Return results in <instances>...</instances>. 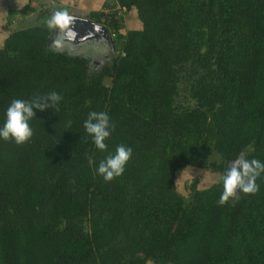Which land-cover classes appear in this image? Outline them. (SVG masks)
<instances>
[{"label":"trees","instance_id":"trees-1","mask_svg":"<svg viewBox=\"0 0 264 264\" xmlns=\"http://www.w3.org/2000/svg\"><path fill=\"white\" fill-rule=\"evenodd\" d=\"M117 2L142 28L113 20L99 69L56 50L49 23L0 48V127L14 99L62 97L34 110L28 142L0 138V264H264V173L224 205L222 179L188 198L176 183L186 168L224 176L244 154L264 163V0ZM92 111L114 126L105 151L83 128ZM121 144L132 157L106 182L98 165Z\"/></svg>","mask_w":264,"mask_h":264},{"label":"clouds","instance_id":"clouds-1","mask_svg":"<svg viewBox=\"0 0 264 264\" xmlns=\"http://www.w3.org/2000/svg\"><path fill=\"white\" fill-rule=\"evenodd\" d=\"M68 20L66 14L57 12L49 21V27L63 29L68 24ZM61 99L62 97L54 91L45 97H36L32 100L14 99L6 110L5 122L0 127V138L5 141L13 140L17 145L28 142L33 135L29 121L36 117L34 110L44 111L54 108L57 112ZM83 128L92 137L98 150L107 149L105 141L110 137L114 126L110 123V117L106 112H89ZM131 157L130 147L123 144L117 146L114 153L100 161L97 168L98 175L102 176L106 182L112 181L124 173L125 166ZM88 161L90 165L94 163L91 155ZM262 173H264V163L257 159L247 160L243 156L238 157L232 162L227 174L222 177L223 192L217 203L226 204L230 198L236 196L237 191L244 194H255L259 191L256 181Z\"/></svg>","mask_w":264,"mask_h":264},{"label":"rangeland","instance_id":"rangeland-1","mask_svg":"<svg viewBox=\"0 0 264 264\" xmlns=\"http://www.w3.org/2000/svg\"><path fill=\"white\" fill-rule=\"evenodd\" d=\"M35 1L38 3V5L34 7L35 10H37V12H34L33 14H29V15H23L21 13V10L24 8V6H27L28 4L30 5V0H16L17 5L15 4L13 9H15V6H17L18 11L16 10L15 11L18 12L19 14H17V16L13 15L16 18L13 17V19L8 24L9 27L7 26L6 30H3L4 32L6 31L7 33L5 32L4 34H0V48L3 46L5 39L15 29L43 24V23H49L51 18L47 14L42 16V13L45 12V10H48V8L52 9L53 6H49L47 4L40 6L39 4L43 0H35ZM106 8L116 9V14L118 16V25L121 27L120 31L122 35H126L129 31L139 30L142 28V23L138 19L135 11H128L126 10V8H121L119 4H115V3L108 4ZM62 11H67V10L64 9ZM135 22L138 25H136ZM62 41L63 42L59 41L58 44L52 43V45L54 44L53 46L56 50H61V51L63 50L71 55H81L85 58H92L93 63L98 66L97 69L101 68L106 62L110 63V61L115 55L110 47L103 48L101 46H97L92 43L84 47L73 44L71 43V41L68 40H62ZM180 100L186 104L187 103L189 104L191 102V99L189 97V91L187 89L186 84H183L181 86ZM245 156L246 155L244 154L243 157L245 158ZM217 160H218L217 156L212 157V161L218 162ZM222 177H223L222 175L213 173L211 171L186 168L178 173L176 183L179 193L185 198H188L193 184L196 183L198 189H206L211 187L213 184L219 182L222 179ZM237 195H238V191L236 196L233 197V199H236Z\"/></svg>","mask_w":264,"mask_h":264},{"label":"crops","instance_id":"crops-1","mask_svg":"<svg viewBox=\"0 0 264 264\" xmlns=\"http://www.w3.org/2000/svg\"><path fill=\"white\" fill-rule=\"evenodd\" d=\"M114 3L118 4L117 0H43L39 5L41 6L47 4L49 6H53L52 9L48 8V10H51L53 13L60 12L75 14L83 17H90L91 14H97L100 12L102 13V11L107 7L108 4ZM15 4L17 5L16 0H0V34H4L6 32H4L3 30H6V27L13 19V17L19 14L18 12H16L18 11L17 6H15V9H13ZM36 5H38V3L35 0H30V7L33 10L31 14L37 12V10H35L34 8ZM64 9H66L67 11H62ZM136 25L138 24L136 23Z\"/></svg>","mask_w":264,"mask_h":264},{"label":"water","instance_id":"water-1","mask_svg":"<svg viewBox=\"0 0 264 264\" xmlns=\"http://www.w3.org/2000/svg\"><path fill=\"white\" fill-rule=\"evenodd\" d=\"M64 14H66L67 17L69 18L68 24L66 25V27H64V30H68L73 34L77 33V35L81 33L84 34L86 33V35H89L90 37L95 35L96 36L102 35L112 43L111 34L106 27L102 26L99 23L94 22L88 17L78 16L75 14H67V13ZM231 164L232 163H230L228 170L230 169Z\"/></svg>","mask_w":264,"mask_h":264},{"label":"flooded vegetation","instance_id":"flooded-vegetation-1","mask_svg":"<svg viewBox=\"0 0 264 264\" xmlns=\"http://www.w3.org/2000/svg\"><path fill=\"white\" fill-rule=\"evenodd\" d=\"M62 40H68L71 41V43L79 45V46H88L89 44H95L97 46H101L103 48H111V42L104 36L98 35V36H92L86 35V33H81L77 35V33H71L68 30H64L59 28L54 38L52 39V43H57L59 41L63 42Z\"/></svg>","mask_w":264,"mask_h":264},{"label":"built area","instance_id":"built-area-1","mask_svg":"<svg viewBox=\"0 0 264 264\" xmlns=\"http://www.w3.org/2000/svg\"><path fill=\"white\" fill-rule=\"evenodd\" d=\"M103 17L101 18V22L99 24H101L102 26L106 27L110 34L111 37L113 38L116 34V28L114 29V27H110V25H112V21L113 20H118V16L116 14V9H109V8H105L102 11Z\"/></svg>","mask_w":264,"mask_h":264}]
</instances>
